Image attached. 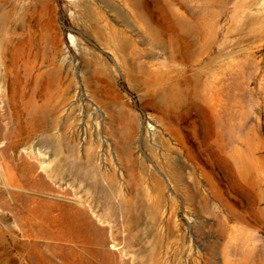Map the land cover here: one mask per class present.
<instances>
[{
	"label": "rangeland",
	"instance_id": "1",
	"mask_svg": "<svg viewBox=\"0 0 264 264\" xmlns=\"http://www.w3.org/2000/svg\"><path fill=\"white\" fill-rule=\"evenodd\" d=\"M0 264H264V0H0Z\"/></svg>",
	"mask_w": 264,
	"mask_h": 264
},
{
	"label": "bare ground",
	"instance_id": "2",
	"mask_svg": "<svg viewBox=\"0 0 264 264\" xmlns=\"http://www.w3.org/2000/svg\"><path fill=\"white\" fill-rule=\"evenodd\" d=\"M148 204V202H147V199H146V201H145V199H144V197H142L141 199H140V201H139V204L137 203V204H135V205H133V208H141V209H148L149 208V204Z\"/></svg>",
	"mask_w": 264,
	"mask_h": 264
}]
</instances>
